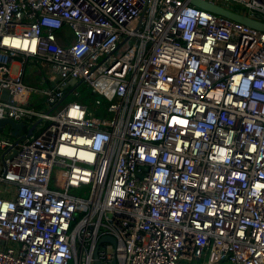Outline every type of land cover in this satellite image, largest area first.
<instances>
[{"label":"built area","instance_id":"2783aa9c","mask_svg":"<svg viewBox=\"0 0 264 264\" xmlns=\"http://www.w3.org/2000/svg\"><path fill=\"white\" fill-rule=\"evenodd\" d=\"M80 80L100 117L60 106ZM0 118L24 123L0 131V264H92L104 236L103 264L264 262V32L188 0H0Z\"/></svg>","mask_w":264,"mask_h":264},{"label":"water","instance_id":"95a60500","mask_svg":"<svg viewBox=\"0 0 264 264\" xmlns=\"http://www.w3.org/2000/svg\"><path fill=\"white\" fill-rule=\"evenodd\" d=\"M188 2L200 9L207 10L209 12H212L217 15H221L227 18H230L234 21H237L239 23H242L246 26L252 27L256 30L264 32V20L259 19L258 17L252 18L249 17L243 13H239L237 9H227L225 7H222L218 4H215L208 0H188ZM81 80L76 82L61 98L60 101L65 99L73 90H75L76 86L81 84ZM7 126L9 133L12 136H17L20 133V129L24 126L23 122H15L11 118H0V131L3 130V128ZM34 125H31L27 128V133H31ZM103 241H107L115 245V239L112 236H104L100 237L98 240V244L96 246V249L93 254V261L92 264H103L101 261L97 259L96 251L99 246V244ZM110 264H116L115 261H112ZM259 264H264L259 263Z\"/></svg>","mask_w":264,"mask_h":264},{"label":"rangeland","instance_id":"374dc122","mask_svg":"<svg viewBox=\"0 0 264 264\" xmlns=\"http://www.w3.org/2000/svg\"><path fill=\"white\" fill-rule=\"evenodd\" d=\"M43 71L44 70L42 68H39L37 65L32 64L31 61H28L25 71L26 81L29 79V84H35L37 78L40 77ZM31 98L33 100L37 99V94H32ZM72 100L85 101L87 103L86 106L88 110V116L100 117L108 105V102L102 96L95 95L90 81H83L81 84L76 86L75 90H73L60 103V106Z\"/></svg>","mask_w":264,"mask_h":264},{"label":"trees","instance_id":"16d2710c","mask_svg":"<svg viewBox=\"0 0 264 264\" xmlns=\"http://www.w3.org/2000/svg\"><path fill=\"white\" fill-rule=\"evenodd\" d=\"M106 100V99H105ZM78 102H80V103H83V104H87L85 101H79V100H77ZM107 101V100H106ZM108 102V101H107ZM87 115H88V113H87Z\"/></svg>","mask_w":264,"mask_h":264}]
</instances>
